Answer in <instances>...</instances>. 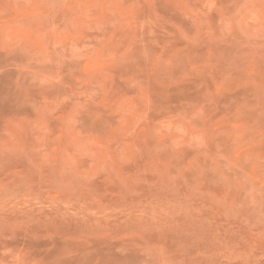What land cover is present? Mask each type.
Wrapping results in <instances>:
<instances>
[{"label": "rangeland", "instance_id": "374dc122", "mask_svg": "<svg viewBox=\"0 0 264 264\" xmlns=\"http://www.w3.org/2000/svg\"><path fill=\"white\" fill-rule=\"evenodd\" d=\"M0 264H264V0H0Z\"/></svg>", "mask_w": 264, "mask_h": 264}]
</instances>
